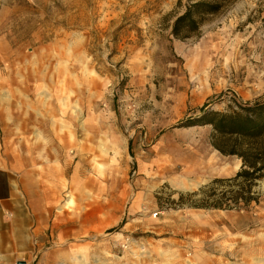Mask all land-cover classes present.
Instances as JSON below:
<instances>
[{
    "label": "rangeland",
    "instance_id": "374dc122",
    "mask_svg": "<svg viewBox=\"0 0 264 264\" xmlns=\"http://www.w3.org/2000/svg\"><path fill=\"white\" fill-rule=\"evenodd\" d=\"M185 3L0 0V168L44 214L7 223L0 264H264V178L249 206L199 192L243 165L203 108L264 96V0L179 40Z\"/></svg>",
    "mask_w": 264,
    "mask_h": 264
},
{
    "label": "trees",
    "instance_id": "16d2710c",
    "mask_svg": "<svg viewBox=\"0 0 264 264\" xmlns=\"http://www.w3.org/2000/svg\"><path fill=\"white\" fill-rule=\"evenodd\" d=\"M234 1L186 0L184 11L175 17L171 25V34L179 40L200 36L202 28ZM179 5L182 3L179 2ZM203 111L202 123L212 125L214 128L213 146L223 155L239 156L243 165L234 177L215 179L199 192L204 193L205 190L213 188V184L216 183L231 182L242 186V190L247 194L243 196L238 193L235 197L233 196L232 199L236 205L241 201L247 206L253 201L258 203L259 201L253 195V188L257 180L264 178V96L253 102L238 104L227 112L205 110V108ZM213 191L214 188L211 198H216V191ZM195 194L197 193L190 195ZM222 194L225 195V193ZM218 201L213 200L209 205L193 202L192 205L198 208L208 206L223 209V202Z\"/></svg>",
    "mask_w": 264,
    "mask_h": 264
},
{
    "label": "crops",
    "instance_id": "0c3cea01",
    "mask_svg": "<svg viewBox=\"0 0 264 264\" xmlns=\"http://www.w3.org/2000/svg\"><path fill=\"white\" fill-rule=\"evenodd\" d=\"M11 170L0 168V237L10 234L8 232L7 223H10L12 226L14 225V220L21 219V215L26 217L27 215H31L30 209L32 211V215H35L36 219H40L44 216L41 212L37 213L35 209L34 201H31L33 198L34 192H30L27 189V193L25 190L21 188V179H18L16 174ZM33 208H32V206ZM26 212V213H25ZM1 246H7L5 242L1 244Z\"/></svg>",
    "mask_w": 264,
    "mask_h": 264
},
{
    "label": "water",
    "instance_id": "95a60500",
    "mask_svg": "<svg viewBox=\"0 0 264 264\" xmlns=\"http://www.w3.org/2000/svg\"><path fill=\"white\" fill-rule=\"evenodd\" d=\"M15 264H27V262L26 261H17Z\"/></svg>",
    "mask_w": 264,
    "mask_h": 264
},
{
    "label": "bare ground",
    "instance_id": "6f19581e",
    "mask_svg": "<svg viewBox=\"0 0 264 264\" xmlns=\"http://www.w3.org/2000/svg\"><path fill=\"white\" fill-rule=\"evenodd\" d=\"M177 185H179V186H180V185H183V184H177ZM198 217H199V216H197V218H198ZM200 217H201V216H200Z\"/></svg>",
    "mask_w": 264,
    "mask_h": 264
},
{
    "label": "built area",
    "instance_id": "2783aa9c",
    "mask_svg": "<svg viewBox=\"0 0 264 264\" xmlns=\"http://www.w3.org/2000/svg\"><path fill=\"white\" fill-rule=\"evenodd\" d=\"M155 216H157V213L155 214Z\"/></svg>",
    "mask_w": 264,
    "mask_h": 264
}]
</instances>
